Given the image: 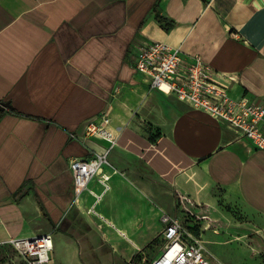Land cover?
I'll return each mask as SVG.
<instances>
[{
  "label": "crops",
  "instance_id": "obj_1",
  "mask_svg": "<svg viewBox=\"0 0 264 264\" xmlns=\"http://www.w3.org/2000/svg\"><path fill=\"white\" fill-rule=\"evenodd\" d=\"M140 35L200 55L235 78L233 96L264 102V0H0V102L13 107L0 111V243L50 233L52 264H95L99 254L127 264L152 246L157 256L162 213L177 215L139 167L193 206L218 208L223 191L264 216V150L151 90L135 67ZM102 113L118 134L109 153L118 172L93 214L90 193L75 199L70 161L110 147L86 135Z\"/></svg>",
  "mask_w": 264,
  "mask_h": 264
},
{
  "label": "built area",
  "instance_id": "obj_2",
  "mask_svg": "<svg viewBox=\"0 0 264 264\" xmlns=\"http://www.w3.org/2000/svg\"><path fill=\"white\" fill-rule=\"evenodd\" d=\"M135 67L150 82L151 90L172 94L196 109L228 123L248 138L258 149L264 150V102L247 95L235 97L231 94L234 77H228L215 70L200 55L189 58L180 47L138 36L134 42ZM87 136L105 139L110 147L90 157H76L70 161L74 177L75 199L90 193L92 205L86 207L89 213L97 214V204L110 188V180L118 170L109 161V153L116 145L118 134L111 128V117L102 113L86 128ZM106 167L108 169L106 170ZM93 181L101 184L97 191ZM162 248L160 253L148 259L142 253L140 261L133 264H218L207 250L205 242L196 230L179 216L163 211ZM11 244L27 264H48L52 261V234L14 238Z\"/></svg>",
  "mask_w": 264,
  "mask_h": 264
},
{
  "label": "rangeland",
  "instance_id": "obj_3",
  "mask_svg": "<svg viewBox=\"0 0 264 264\" xmlns=\"http://www.w3.org/2000/svg\"><path fill=\"white\" fill-rule=\"evenodd\" d=\"M136 173L161 204L162 210L181 217L187 225L201 234L216 263L264 264V216L248 209L239 199L225 196L223 191L219 195L218 208L193 206L189 201L171 194L168 185L151 172L139 167ZM153 247L145 252L148 259L153 258L157 252ZM142 256V253L136 254L127 264L140 261ZM99 258L95 264L108 263L100 254ZM0 264L27 263L11 244L0 243Z\"/></svg>",
  "mask_w": 264,
  "mask_h": 264
},
{
  "label": "trees",
  "instance_id": "obj_4",
  "mask_svg": "<svg viewBox=\"0 0 264 264\" xmlns=\"http://www.w3.org/2000/svg\"><path fill=\"white\" fill-rule=\"evenodd\" d=\"M158 3H156L155 5H154V11H155V17H156V19L158 20V21H160L162 24H163V26H164V28L166 29V30H169V29H171L172 27H173V23H171L170 21H168L164 16H162L161 14H160V12H159V10H158ZM0 114H1V112H0ZM191 228H193V227H191ZM194 229V228H193ZM195 230V229H194Z\"/></svg>",
  "mask_w": 264,
  "mask_h": 264
},
{
  "label": "water",
  "instance_id": "obj_5",
  "mask_svg": "<svg viewBox=\"0 0 264 264\" xmlns=\"http://www.w3.org/2000/svg\"><path fill=\"white\" fill-rule=\"evenodd\" d=\"M12 105L9 101H2L0 102V111H4L6 109H12Z\"/></svg>",
  "mask_w": 264,
  "mask_h": 264
}]
</instances>
